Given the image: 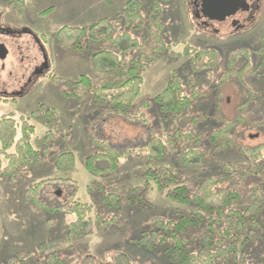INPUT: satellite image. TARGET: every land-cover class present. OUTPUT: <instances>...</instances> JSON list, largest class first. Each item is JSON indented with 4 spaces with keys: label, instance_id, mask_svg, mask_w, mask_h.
Returning a JSON list of instances; mask_svg holds the SVG:
<instances>
[{
    "label": "rangeland",
    "instance_id": "obj_1",
    "mask_svg": "<svg viewBox=\"0 0 264 264\" xmlns=\"http://www.w3.org/2000/svg\"><path fill=\"white\" fill-rule=\"evenodd\" d=\"M128 1L28 0V11L20 17L10 11L6 0H0L1 23L28 27L42 39L50 63L47 78L39 79L17 102L0 103V117L12 113L30 118L35 126L32 143L40 154V162L24 168L15 183L0 180V264H6L10 258H15L16 264H49L47 257L53 255L57 264H112L123 253L130 256L131 264H163L161 251L148 252L136 246V240L156 217L172 218L192 209L190 205L182 206L167 198L166 191L159 192L151 171H175L183 176L185 183L197 184L205 177L220 174L224 166H246L234 149L215 153L204 142L201 145L204 163L188 166L183 161V152L195 147L194 142H180L176 133L203 138L219 128L223 120L233 119L246 101V91L236 79L220 86V75L233 50L253 51L263 45L264 0L257 1L254 18L247 19L242 29L235 31L227 26L218 34L197 25L192 0H169L164 5L167 42L178 43L172 48L173 53L181 54L186 43L196 48L215 49L219 62L214 69L199 73L189 66L188 58L173 57L170 51L144 71L141 95L133 108L144 113L148 125L161 134L167 153L161 160L146 157L149 153L143 146L150 136L148 127L139 121L105 114L94 98L92 87L118 79L115 75L99 74L93 65V55L102 50L113 51L112 46L94 42L87 35L76 47L67 48L57 38L63 27L87 29L104 18L112 20L116 32L121 33L124 29L121 13ZM139 1L145 19L153 0ZM131 33L142 37L138 30ZM24 39L31 42V55H37L32 39ZM0 40L10 49L5 70L17 71L19 58L15 45L7 38ZM174 73L181 77L185 92L197 89L201 95L179 117L162 116L156 97ZM83 77L92 85L90 89L83 91L81 85H70ZM244 82L255 97L243 114L247 122L235 129L232 139L250 149L264 144V66L258 74L244 76ZM74 92L80 97L67 96ZM104 143L127 155L120 160L115 173L91 174L86 168L87 157L101 151ZM68 153L74 157L73 165L69 164ZM43 180L48 181L38 190L36 202L26 198V192ZM113 195L118 196L115 197L118 206L110 199ZM77 202L93 208V228L85 236L71 240L67 228L76 221L71 211ZM246 204L247 201L236 208ZM259 221L258 225H249L256 227L252 234L243 237L248 239L241 253L250 264H264V215ZM222 264L233 262L229 259Z\"/></svg>",
    "mask_w": 264,
    "mask_h": 264
},
{
    "label": "trees",
    "instance_id": "obj_2",
    "mask_svg": "<svg viewBox=\"0 0 264 264\" xmlns=\"http://www.w3.org/2000/svg\"><path fill=\"white\" fill-rule=\"evenodd\" d=\"M168 1L153 0L144 19L141 2L129 0L121 13L124 27L121 33L116 32V25L112 20L104 18L87 29L63 27L57 34V38L67 48L76 47L81 38L87 35L94 42L112 46L113 51L96 52L93 55V65L99 74L115 75L118 79L92 87V92L105 114L128 121H139L148 127L150 136L143 146L149 153L146 156L148 160H161L167 153L161 134L148 125L144 113L133 108L134 101L141 95L144 71L170 51L173 57L188 58L189 66L199 73L214 69L219 62V54L215 49L196 48L186 43L181 54L173 53L172 48L178 43L171 45L167 42L163 23L164 5ZM6 5L13 11L23 12L29 3L28 0H6ZM135 30L141 32V38L132 35L131 31ZM263 66L264 43L253 51L233 50L220 75L219 84L223 86L234 78L246 91L247 99L240 105L236 116L231 120H223L219 128L206 133L203 138L191 133H176L180 142H194L195 147H188L183 152V161L188 166L197 167L204 163V150L201 149L204 142L215 153L234 149L246 164L245 167L224 166L220 174L205 177L197 184L185 183L183 176L175 171H151L159 192L166 191L167 198L182 206L190 205L192 209L172 218L156 217L136 240V246L148 252L161 251L165 259L163 264H222L228 263L229 259L233 264H250L241 251L248 239L243 238L244 235L252 234L256 227L249 225H258L259 219L264 215V144L247 149L234 142L232 137L235 129L247 122L243 114L255 97L244 82V76L258 74ZM70 85H81L83 91L92 86L86 77ZM200 95L197 89L185 92L181 77L174 73L156 100L162 116L173 114L174 117H179ZM67 96L80 97L75 92L74 95ZM34 133L35 126L29 117H16L12 113L0 117V180L15 183L24 168L40 162V154L32 143ZM66 155L71 157L69 164L73 165V155ZM125 155V152H119L104 143L101 151L87 157L86 168L94 175H109L118 171L120 160ZM146 175H150V172H146ZM47 181L43 180L29 189L26 198L36 202L38 190ZM115 197L118 196L113 195L110 199L118 206ZM246 201V206L236 208ZM92 210L91 206L77 202L71 211L76 215V221L67 228L68 239L76 240L89 233L94 221ZM15 260L10 258L6 264H16ZM130 260V256L123 253L116 256L112 264H131ZM47 261L49 264L58 263L54 255L47 257Z\"/></svg>",
    "mask_w": 264,
    "mask_h": 264
},
{
    "label": "flooded vegetation",
    "instance_id": "obj_3",
    "mask_svg": "<svg viewBox=\"0 0 264 264\" xmlns=\"http://www.w3.org/2000/svg\"><path fill=\"white\" fill-rule=\"evenodd\" d=\"M257 1L258 0H247L246 10L243 13L241 12L235 19L238 24L235 27H232L233 21H231L226 24L225 28L229 26L234 28L235 31L242 29L246 24L247 19L254 18ZM193 2L194 0H192V5ZM196 4H200L199 0ZM28 8L29 6L23 12H16L11 9L10 11L22 17L26 14ZM49 10L50 9H48V11ZM1 19L2 18L0 14V39L7 38L11 45H15L14 50L16 51L17 57L19 59L16 68L17 71H6L5 62L9 58L10 49L8 46H6L4 41L0 40V47L2 51L0 54V59L2 58L3 53L6 52L5 58L3 61H0V103H15L18 99L29 92L39 79L47 78V76L50 75V63L47 58V53L43 48L44 44L41 41V38L36 36L28 27H11L7 24L1 23ZM195 21L198 26L208 30L211 33H214L211 24L208 21ZM219 32L220 31L215 32L214 34H218ZM24 37L32 39L34 46L36 47L37 55H31V42L29 39H24Z\"/></svg>",
    "mask_w": 264,
    "mask_h": 264
},
{
    "label": "water",
    "instance_id": "obj_4",
    "mask_svg": "<svg viewBox=\"0 0 264 264\" xmlns=\"http://www.w3.org/2000/svg\"><path fill=\"white\" fill-rule=\"evenodd\" d=\"M194 0V14L193 17L197 21L209 22L215 32H218L225 28L228 22H232V27H235L238 22L235 21L236 17L246 10L247 0ZM0 47V54H1ZM6 56V52L3 53L0 61ZM60 193L57 192V196Z\"/></svg>",
    "mask_w": 264,
    "mask_h": 264
}]
</instances>
